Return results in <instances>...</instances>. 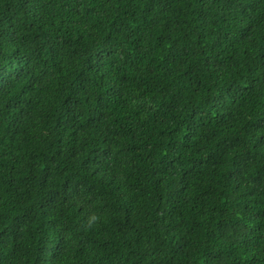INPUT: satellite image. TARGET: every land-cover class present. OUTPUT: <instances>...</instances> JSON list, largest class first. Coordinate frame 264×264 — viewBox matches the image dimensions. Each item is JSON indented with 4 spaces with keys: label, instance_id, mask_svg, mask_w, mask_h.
Instances as JSON below:
<instances>
[{
    "label": "trees",
    "instance_id": "16d2710c",
    "mask_svg": "<svg viewBox=\"0 0 264 264\" xmlns=\"http://www.w3.org/2000/svg\"><path fill=\"white\" fill-rule=\"evenodd\" d=\"M0 264H264V0H0Z\"/></svg>",
    "mask_w": 264,
    "mask_h": 264
},
{
    "label": "clouds",
    "instance_id": "9594fccd",
    "mask_svg": "<svg viewBox=\"0 0 264 264\" xmlns=\"http://www.w3.org/2000/svg\"><path fill=\"white\" fill-rule=\"evenodd\" d=\"M100 220H101L100 216L96 214H92L87 220V226L89 228L94 227Z\"/></svg>",
    "mask_w": 264,
    "mask_h": 264
}]
</instances>
